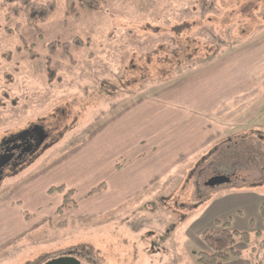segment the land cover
Instances as JSON below:
<instances>
[{"label":"rangeland","instance_id":"obj_1","mask_svg":"<svg viewBox=\"0 0 264 264\" xmlns=\"http://www.w3.org/2000/svg\"><path fill=\"white\" fill-rule=\"evenodd\" d=\"M34 1L55 3L39 32L0 7V142L33 124L47 133L0 177V264L69 251L87 264H199L198 253L209 252L201 232L226 222L249 243H236L241 254L221 264H264V0H105L103 11L77 17L66 0ZM75 37L83 45L71 59L55 51L59 78L49 82L47 45ZM209 108L212 135L188 155L186 139L205 130ZM164 110L186 150L177 162L165 157L173 136L162 132V148L143 155L163 164L150 182V168L130 163L146 144L130 142L126 159L112 149ZM154 128L147 139L161 132ZM107 140L109 150H95ZM137 170L146 174H130ZM231 170L230 182L204 184ZM68 190L76 206L56 213Z\"/></svg>","mask_w":264,"mask_h":264},{"label":"trees","instance_id":"obj_2","mask_svg":"<svg viewBox=\"0 0 264 264\" xmlns=\"http://www.w3.org/2000/svg\"><path fill=\"white\" fill-rule=\"evenodd\" d=\"M6 4L7 12L6 17L20 16L25 18L26 23L32 27L36 32L41 30V25L50 17L55 10V3L53 1L40 3L34 0H3L0 3V7ZM105 0H66V14L72 16H79L83 11H103L105 9ZM8 32H12L10 29ZM83 41L79 37L73 38L68 42L53 41L47 45L48 54L45 57L46 71L48 81L58 80L56 70L52 67V55L57 49H60L64 55H67L70 59V49L72 47H81ZM32 57H34L31 54ZM103 184L98 185L96 188L89 192V195L101 190ZM56 190L62 189V187L55 188ZM51 191L54 189L51 188ZM73 190H68L64 196L62 205L57 209L56 213L62 212L63 208H73L76 206L72 200ZM259 212L264 223V203L259 206ZM258 235V232H255ZM201 240L208 248L209 252H199L197 256V262L199 264H221V262L228 260L231 256H239L240 250H236L233 246L241 242L243 244L249 243V234L244 231L230 229L228 222L221 225L219 229H206L201 232ZM255 264H263L257 262Z\"/></svg>","mask_w":264,"mask_h":264},{"label":"crops","instance_id":"obj_3","mask_svg":"<svg viewBox=\"0 0 264 264\" xmlns=\"http://www.w3.org/2000/svg\"><path fill=\"white\" fill-rule=\"evenodd\" d=\"M205 68H209V66L204 67V69ZM252 78H251V80L253 82L254 81V75H253ZM248 95H250V92H249ZM214 102H217V101L215 100ZM167 110H169V109H167ZM210 110H211V108H209L208 114H204V116L202 117V120H204V122L202 123V125H203L202 128H205L206 125H210V122H211V114H209ZM165 111L166 110H164V112L160 111L161 112L160 114H155V116H151L149 119H147L145 117V115L141 116L143 121L147 119L145 121L144 127L142 125L140 127V128H143L142 131H141V129L139 127L133 129L134 133L131 130H129V135L131 136L132 139H127L126 142H123L125 144V146L127 145V147L123 149V150H127V153H128L127 155H123L122 154L123 150L119 149L120 146H119V148L116 151L114 149H112V154H113L112 157H114L115 154H118L119 157L122 156L123 158L126 159V157L130 155L131 150L135 151V147L134 146H130V142H131V144L133 142L136 143V144H146L147 146H146L145 151L144 152H136V154L133 155L134 156V158H133L134 160L132 159V161H130V163L134 161L133 162L134 165L132 166V164H131L132 169L134 167H136V166H139V170L141 169V166H144L145 168H147V167L150 168V170L148 171V174L145 173L146 177L148 176V178L145 177V180H149L150 182H151V180L152 181H156L157 179H159L162 176L163 167L161 169H159L158 167H159V164H160V166H163V164L161 162L160 163L154 162L153 164H150V165L146 164V161H145L146 159L143 160L144 159L143 155L147 156L148 152H150L151 154H155L156 153V149L158 147L162 148V146L159 145L160 142H161V140H159L160 139L159 137L162 135L161 134L162 132H167L171 137L173 136V138H170V140L164 139V141L165 140L167 141V144H165V146H169L168 150L166 149V151H168V152H165V154H166L165 157H168V158L172 157L173 158V157L177 156V159H176V162H177L180 159L178 153L181 151L182 152L181 155H183L184 151L186 150V149L183 150V148H181L179 146L181 143L180 144L177 143V142H182L183 140L180 137L179 138L178 137H174L179 132L180 126H178V125L172 126L173 125L172 118H173L174 115L173 114H168V113L166 114ZM191 118H192V116H191ZM150 128H154L155 130H159L161 132L155 133V134L153 132L154 137H151V138L147 139L148 136H146V134H144V133H145L146 129H150ZM210 129H211V126L207 130L205 128V130L202 131L203 132L202 133V132H200V130L198 128L197 132L191 138L186 139V140H188L187 142L190 141V143H187L188 144V151H187L188 155L192 154L193 152H195L199 148V142H201V140L204 139L203 138L204 136L212 135ZM200 135H202V136H200ZM142 141H143V143H142ZM209 143H210V140L208 142H206L203 145V147H205V145H208ZM109 145H110V141L107 140L106 144L100 143V145H97V148L95 150H97V151H99V150H103V151L109 150L108 149L110 147ZM185 155H187V154H185ZM135 156H136V158H135ZM131 158H132V155H131V157L129 159H131ZM129 159H127V160H129ZM172 165H173V163H172ZM128 170L129 169L126 168L125 172L127 173ZM139 170L131 172L130 174H137V173L142 174V173H144V172L139 171ZM145 174H142V175H145ZM112 176H113V180L116 181L118 176H116V177L114 175H112ZM101 182H106V181L102 180ZM146 182H148V181H144V183H146ZM141 191H143V188L142 189L141 188H137V190L133 189V192H136V193L137 192H141ZM124 198H127V197H124Z\"/></svg>","mask_w":264,"mask_h":264},{"label":"flooded vegetation","instance_id":"obj_4","mask_svg":"<svg viewBox=\"0 0 264 264\" xmlns=\"http://www.w3.org/2000/svg\"><path fill=\"white\" fill-rule=\"evenodd\" d=\"M46 138H47V133L42 129V126L40 124L30 125L27 128L16 132L15 134H10L9 136L3 138V140L0 142V162H2L5 158H9V159L7 163L2 167L0 171V177L2 175V172L4 171L5 166L11 163L22 162L25 155L27 153H31L38 150L43 145ZM219 174L227 175L230 178V180L232 178H235L236 175L235 171L231 170L230 172H225V173L218 172L213 176ZM207 181L208 180H206V182ZM65 255H69V256L72 255L77 259H79L80 261H82L78 255L71 253V251L65 254H61V256H65ZM82 262L87 264L84 261ZM44 263L45 262H43L42 264Z\"/></svg>","mask_w":264,"mask_h":264},{"label":"water","instance_id":"obj_5","mask_svg":"<svg viewBox=\"0 0 264 264\" xmlns=\"http://www.w3.org/2000/svg\"><path fill=\"white\" fill-rule=\"evenodd\" d=\"M9 158H5L2 162H0V171L2 167L7 163ZM230 178L225 174H219L216 176H212L208 179V181L205 183L208 186H214V185H220L223 183L229 182ZM44 264H85L76 257L72 255H65V256H59L56 258H52L48 261H46Z\"/></svg>","mask_w":264,"mask_h":264}]
</instances>
